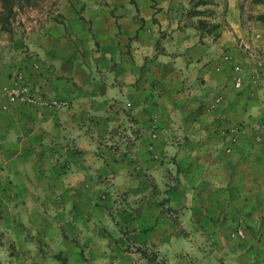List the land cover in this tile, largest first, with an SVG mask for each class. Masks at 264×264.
<instances>
[{"label":"crops","instance_id":"obj_1","mask_svg":"<svg viewBox=\"0 0 264 264\" xmlns=\"http://www.w3.org/2000/svg\"><path fill=\"white\" fill-rule=\"evenodd\" d=\"M76 3L0 62V208L15 237L26 226L58 251L73 254L77 238L93 255L102 194H139L150 209L171 176L183 211L200 199L264 207V23L244 24L237 0L218 35L188 14L190 0ZM19 71L31 104L5 91Z\"/></svg>","mask_w":264,"mask_h":264},{"label":"rangeland","instance_id":"obj_2","mask_svg":"<svg viewBox=\"0 0 264 264\" xmlns=\"http://www.w3.org/2000/svg\"><path fill=\"white\" fill-rule=\"evenodd\" d=\"M237 1L244 24L251 27L258 21L264 23L257 19L264 14V2ZM208 2L196 8L190 1L188 14L205 16L198 20V26L203 32L218 35L219 27L226 25L223 8L227 9L228 0ZM219 3L224 7L214 16ZM63 5L83 9L76 0H16L13 14L4 23L6 29L0 21V62L13 64L16 55L26 51L28 32L43 31L52 21H62ZM176 179L168 178L166 195L161 201H153L150 209L145 204L136 205L133 198L137 200L139 194L114 189L104 192L99 217L105 223L101 239L94 241L93 255L80 246L77 238H71L78 247L73 254L58 251L37 240L36 234L32 239L26 226L23 240H19L13 233L14 226L3 221L0 208V264H264V207L210 208L205 199H200L199 208L186 212L182 209L185 206L174 207L169 201Z\"/></svg>","mask_w":264,"mask_h":264},{"label":"built area","instance_id":"obj_3","mask_svg":"<svg viewBox=\"0 0 264 264\" xmlns=\"http://www.w3.org/2000/svg\"><path fill=\"white\" fill-rule=\"evenodd\" d=\"M236 69L239 67L236 66ZM239 80H237V83ZM8 94V99L11 102L20 101L31 104L37 100V92L34 87L28 82L23 71H19L12 76L11 82L5 87ZM53 105H67L68 101L64 99L53 98Z\"/></svg>","mask_w":264,"mask_h":264},{"label":"trees","instance_id":"obj_4","mask_svg":"<svg viewBox=\"0 0 264 264\" xmlns=\"http://www.w3.org/2000/svg\"><path fill=\"white\" fill-rule=\"evenodd\" d=\"M1 1V4H2V8H1V11H0V21L2 23V25L4 23H8L9 21V18L10 16L13 14L14 12V7H15V1L16 0H0ZM192 1V3H195V7H199L200 5H205L208 2V0H190ZM254 2L256 3H263L264 0H254ZM257 19L258 20H261L262 22H264V14H259L257 16ZM6 25L4 24V28L3 29H6ZM200 27V26H199Z\"/></svg>","mask_w":264,"mask_h":264}]
</instances>
